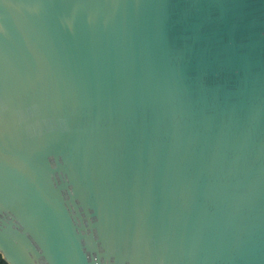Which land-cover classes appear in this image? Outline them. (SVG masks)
Returning <instances> with one entry per match:
<instances>
[{
  "label": "water",
  "instance_id": "water-1",
  "mask_svg": "<svg viewBox=\"0 0 264 264\" xmlns=\"http://www.w3.org/2000/svg\"><path fill=\"white\" fill-rule=\"evenodd\" d=\"M8 264H264V0H0Z\"/></svg>",
  "mask_w": 264,
  "mask_h": 264
},
{
  "label": "trees",
  "instance_id": "trees-1",
  "mask_svg": "<svg viewBox=\"0 0 264 264\" xmlns=\"http://www.w3.org/2000/svg\"><path fill=\"white\" fill-rule=\"evenodd\" d=\"M0 264H8L2 257V255L0 254Z\"/></svg>",
  "mask_w": 264,
  "mask_h": 264
}]
</instances>
